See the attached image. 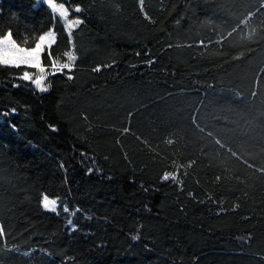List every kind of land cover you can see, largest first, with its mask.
I'll return each instance as SVG.
<instances>
[{
  "label": "trees",
  "instance_id": "obj_1",
  "mask_svg": "<svg viewBox=\"0 0 264 264\" xmlns=\"http://www.w3.org/2000/svg\"><path fill=\"white\" fill-rule=\"evenodd\" d=\"M0 1V38L78 57L45 93L0 66V264H264V0H54L70 37Z\"/></svg>",
  "mask_w": 264,
  "mask_h": 264
},
{
  "label": "snow or ice",
  "instance_id": "obj_2",
  "mask_svg": "<svg viewBox=\"0 0 264 264\" xmlns=\"http://www.w3.org/2000/svg\"><path fill=\"white\" fill-rule=\"evenodd\" d=\"M142 2V0H141ZM46 3L51 6V9L58 13L59 17L63 19V22L67 25L68 36H71V29L74 26L82 24L83 21L79 18L69 20V8L65 7V4H57L54 0H46ZM75 13L82 12L79 6H76L73 10ZM27 41L25 40V44ZM56 43V35L54 31H48L43 35H40L38 40L35 42L33 47L21 46L13 39L11 32L9 31L3 38H0V66L7 68L20 69L24 68L22 73L16 77L18 80L30 82L27 87L34 86V91L38 90L41 93L47 92L51 83H46L50 75L57 73H64L65 69L69 71L75 67V62L78 59L74 51H66L63 55L67 57V62L61 63L59 58L52 56V46ZM47 51L48 65L43 63V56ZM35 69L36 72L32 73L27 69ZM51 69V72L48 71ZM100 71V67L94 69ZM69 79L72 77L69 75ZM15 87H20V84H15ZM55 130V129H53ZM172 143V141H169ZM91 171V169L89 170ZM179 172L176 173H165L162 177L163 180L178 181ZM42 208L51 213H58L59 201L55 198H49L47 194L42 196L41 200ZM65 213L69 212L67 206L63 208ZM78 211V210H77ZM71 224V220H68ZM2 227H0V233H2ZM138 238V237H135Z\"/></svg>",
  "mask_w": 264,
  "mask_h": 264
},
{
  "label": "rangeland",
  "instance_id": "obj_3",
  "mask_svg": "<svg viewBox=\"0 0 264 264\" xmlns=\"http://www.w3.org/2000/svg\"><path fill=\"white\" fill-rule=\"evenodd\" d=\"M1 2V1H0ZM55 2V1H54ZM38 5L40 6V5H48L47 3H46V0H38ZM50 8H51V6L50 5H48ZM66 7V6H65ZM54 12V11H53ZM54 14L57 16V17H59V15H58V13H56V12H54ZM60 18V17H59ZM69 20H71V19H73L72 18V12L69 10ZM62 21H63V19L62 18H60ZM75 19V18H74ZM81 20V19H80ZM64 23V22H63ZM65 24V23H64ZM80 25V24H79ZM78 25V26H79ZM65 26H66V28H67V25L65 24ZM78 26H74L72 29H71V32L75 29V28H77ZM68 29V28H67ZM53 31V30H52ZM69 31V30H68ZM55 35H56V33H55ZM73 51V50H72ZM48 71L49 72H51V69L50 68H48ZM51 76V75H50ZM49 76V77H50ZM48 77V78H49ZM46 83H49V81L47 80L46 81ZM49 91V90H48ZM45 93V92H44ZM50 198V197H49ZM55 199H58V201H59V206H58V213H62V203H61V200L59 199V198H55ZM70 226H71V228L72 229H74L75 228V226H74V224H73V222L71 221V224H70Z\"/></svg>",
  "mask_w": 264,
  "mask_h": 264
},
{
  "label": "crops",
  "instance_id": "obj_4",
  "mask_svg": "<svg viewBox=\"0 0 264 264\" xmlns=\"http://www.w3.org/2000/svg\"><path fill=\"white\" fill-rule=\"evenodd\" d=\"M76 29V28H75Z\"/></svg>",
  "mask_w": 264,
  "mask_h": 264
}]
</instances>
